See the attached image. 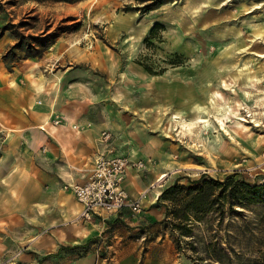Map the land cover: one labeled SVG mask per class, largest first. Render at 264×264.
I'll return each instance as SVG.
<instances>
[{
  "label": "rangeland",
  "instance_id": "1",
  "mask_svg": "<svg viewBox=\"0 0 264 264\" xmlns=\"http://www.w3.org/2000/svg\"><path fill=\"white\" fill-rule=\"evenodd\" d=\"M154 1L41 4L0 0V38L14 41L1 54L2 63L10 72L15 63L28 59L17 49L2 59L17 43V34L33 37L55 34L54 38H39L41 44L31 45L40 53L33 59L54 52L57 48L52 47L56 44L68 48L69 44L81 41L79 48L86 49L84 58L68 57L71 67L84 69V75L65 91H59L57 109L64 112L62 106L75 110L81 121L91 122L72 121L71 125L78 130L90 128L94 123L102 125L101 129L110 134L109 145L120 139L121 157L145 160L140 152L159 151L173 170L158 185L160 169L152 188H162L179 178V184L188 185V179L196 180L202 173L223 179L234 171L247 173L258 184L264 183V0H169L150 10ZM116 15H122L124 26L114 27ZM149 21L162 26L164 31L158 32L162 42L154 39L146 46L144 39L149 31L142 40L137 39L140 35L136 36L145 32ZM129 34L137 41L134 46L124 42ZM99 48L114 50L123 58L132 59L135 66L138 61L153 72L163 69L165 72L157 77L148 76L142 69L130 72L125 88L134 93L136 102L124 95L119 108L113 100L112 83L97 59ZM171 61L179 65L171 67ZM214 94L219 95L215 99L218 107H229L230 122L224 121L227 132L219 130L212 114L207 118L211 121L207 131L193 127L191 134L179 132L181 128L171 122V114H180L181 124H190L195 118L193 108L205 106ZM234 122L245 129L235 127ZM117 125L120 136L110 129ZM149 159L158 167V158ZM131 171L142 179L152 173V170ZM212 221L213 217L208 218L207 223ZM220 229L222 242L232 245L241 255L233 256L231 264H256L258 252L264 251L263 209L244 211L242 217L226 219ZM199 230L194 236L201 241ZM147 233L156 237L159 245L164 238L165 243L157 249L163 251L166 264H193L186 257L188 239L171 235L167 224L154 223ZM175 240L180 242L179 252L174 249Z\"/></svg>",
  "mask_w": 264,
  "mask_h": 264
},
{
  "label": "crops",
  "instance_id": "2",
  "mask_svg": "<svg viewBox=\"0 0 264 264\" xmlns=\"http://www.w3.org/2000/svg\"><path fill=\"white\" fill-rule=\"evenodd\" d=\"M152 26L136 37L140 35L142 40ZM13 43L11 38H0V263L166 264L163 251L157 249L165 243L164 238L159 245L147 231L164 217V208L156 201L170 183L155 195L152 183L160 169L153 166L154 175L147 179L133 176L130 170L124 188L132 198L143 194V217L136 220L125 209L121 216L105 221L81 220L82 205L62 188L86 180L96 152L106 151L99 137L107 130L95 123L74 129L71 123L81 115L62 106L61 112L56 102L59 91L78 81L85 70L73 69L68 55L74 56L56 44L52 49H57L46 57L21 60L6 71L1 54ZM96 55L112 83L113 100L119 108L125 96L135 103L125 79L142 68L111 49L99 48ZM52 113L64 121L53 126L49 122ZM82 123L91 122L85 119ZM110 129L120 136V125ZM117 141L107 147L120 156V139ZM140 157L167 162L155 149L140 152Z\"/></svg>",
  "mask_w": 264,
  "mask_h": 264
},
{
  "label": "trees",
  "instance_id": "3",
  "mask_svg": "<svg viewBox=\"0 0 264 264\" xmlns=\"http://www.w3.org/2000/svg\"><path fill=\"white\" fill-rule=\"evenodd\" d=\"M41 4L67 3L74 4L81 0H23ZM169 2V0H156L150 10L157 9ZM164 28L154 24L144 39L147 46L150 40L162 42L158 32ZM51 33L44 37L15 35L17 43L2 56L5 60L8 53L16 49L24 53L26 58H38L40 53L32 48L33 43H40L39 38H54ZM14 54V53H13ZM142 70L151 77L163 75L165 70L153 72L152 69L135 61ZM171 67L179 65L177 61L169 63ZM181 178L176 179L164 188L157 198V206L164 208V217L159 223L167 224L171 235L178 239H188L185 242L188 249L186 256L193 264H231L233 256L239 257L234 247L221 240V226L226 219L242 217L244 211L264 210V183L249 177L247 173L234 171L223 179H213L202 173L196 180H189L188 185L179 184ZM213 221L207 223L208 218ZM200 229V230H199ZM199 230L201 241L196 240L194 233ZM229 237L227 231L224 232ZM174 249L181 251L180 242H173ZM256 264H264V251H259Z\"/></svg>",
  "mask_w": 264,
  "mask_h": 264
},
{
  "label": "built area",
  "instance_id": "4",
  "mask_svg": "<svg viewBox=\"0 0 264 264\" xmlns=\"http://www.w3.org/2000/svg\"><path fill=\"white\" fill-rule=\"evenodd\" d=\"M63 121L62 116L53 113L49 119L53 126H58ZM109 141L110 134L102 131L99 144L105 146L108 152L101 150L96 152L91 173L83 183L67 184L62 189L70 192L82 205L79 218L83 221L95 219L105 221L110 217L117 218L125 209L130 217L139 220L143 217L144 211L140 205L143 194L138 198H132L125 190L124 182L129 170L149 172L155 164L151 160H132L113 155L107 147ZM2 142L3 140L0 139V145ZM0 264H8V261L5 260Z\"/></svg>",
  "mask_w": 264,
  "mask_h": 264
},
{
  "label": "bare ground",
  "instance_id": "5",
  "mask_svg": "<svg viewBox=\"0 0 264 264\" xmlns=\"http://www.w3.org/2000/svg\"><path fill=\"white\" fill-rule=\"evenodd\" d=\"M124 18L122 17V15H116L115 19H114V27H120V25L124 26ZM147 27L152 26V22L149 21L148 23H146ZM132 35H128L124 42L126 43H132V45L134 46L137 41H135L134 39H132ZM86 38V37H85ZM85 38H83V40H85ZM139 39V38H137ZM135 42V43H134ZM81 43V41H75L74 43L70 44V46L68 47V52L74 56L75 58L81 59L84 58L85 56V51L86 49L83 48H79V44ZM214 98H210L209 101L207 102V104L203 107L200 106H195L193 108V110L195 111V118L193 119V121L190 124H181L183 123V118L181 117L180 114L178 113H172L170 116V120L172 123L177 124L180 126L181 130L179 132H187V134H191L192 130L191 128H200L203 129L204 131H207L208 128H211V121L207 118H209V115L212 114L214 117V120L218 123L219 126V130L222 132H227L226 130V123L224 121H228L230 122V111H228L229 107H218L215 103V99H218L219 95L218 94H214L213 95ZM234 126L237 128H240L241 126L243 127V129H245V126H243L242 124H240L239 122H234ZM184 128V131H183ZM167 129H170V126H167ZM147 150V149H146ZM149 151V150H147ZM158 168L162 169L161 174L158 178V180L156 182H158L157 184L159 185L160 180H162L163 178H165L168 174V172H171L173 170V167L170 164H166L164 162V160H160L158 163ZM133 176L136 177V174L134 172H132ZM160 187L155 188L154 190V194L157 195L160 191Z\"/></svg>",
  "mask_w": 264,
  "mask_h": 264
}]
</instances>
